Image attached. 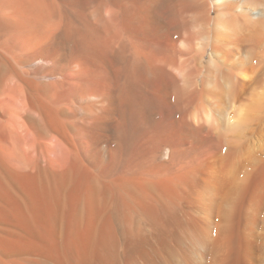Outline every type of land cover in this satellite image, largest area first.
Segmentation results:
<instances>
[{
    "label": "bare ground",
    "instance_id": "1",
    "mask_svg": "<svg viewBox=\"0 0 264 264\" xmlns=\"http://www.w3.org/2000/svg\"><path fill=\"white\" fill-rule=\"evenodd\" d=\"M0 264H264V0H0Z\"/></svg>",
    "mask_w": 264,
    "mask_h": 264
}]
</instances>
